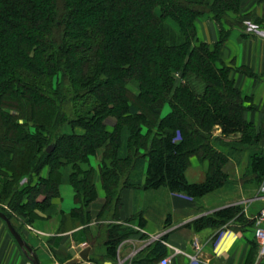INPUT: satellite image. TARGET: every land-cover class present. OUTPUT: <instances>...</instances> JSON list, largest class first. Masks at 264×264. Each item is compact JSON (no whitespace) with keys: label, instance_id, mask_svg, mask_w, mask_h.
I'll return each instance as SVG.
<instances>
[{"label":"trees","instance_id":"1","mask_svg":"<svg viewBox=\"0 0 264 264\" xmlns=\"http://www.w3.org/2000/svg\"><path fill=\"white\" fill-rule=\"evenodd\" d=\"M246 4L263 8V22L264 0H0V211L17 230V221L33 222L39 211L51 215L63 182L79 204L71 216L94 203L91 157L99 150L103 206L119 209L124 188L201 198L229 181L230 157L247 152L242 179L260 188L264 125L247 118L251 97L223 57L231 29L252 15L244 13ZM206 15L221 27L214 43L198 36L196 21ZM195 156L206 163L201 182L187 178ZM235 218L254 227L241 205L193 226L219 229ZM131 231L108 229L110 256ZM258 254L254 238L245 264H255ZM167 255L158 240L135 261L157 264Z\"/></svg>","mask_w":264,"mask_h":264},{"label":"crops","instance_id":"2","mask_svg":"<svg viewBox=\"0 0 264 264\" xmlns=\"http://www.w3.org/2000/svg\"><path fill=\"white\" fill-rule=\"evenodd\" d=\"M254 7L260 8L256 4L252 9ZM199 19L203 20L197 21L203 26V31L199 27L201 40L216 42L220 37V25L209 16ZM223 57L234 68L232 77L236 85L244 95L251 97L247 105L252 108L246 113L247 118L260 128L264 125V38L251 36L235 26L226 41ZM216 133L219 134L220 130ZM261 145L264 147V139ZM248 156V152L241 156L232 155L225 166L229 181L201 198L162 189L124 188L120 192L122 206L119 209L114 204L103 206L106 194L96 175L98 199L79 216L73 217L69 213L73 207L79 206L74 200V189L65 193L67 189L61 185V195L54 199L50 216L39 211L40 217L33 222L16 223L40 264H66L79 257L86 247H91L88 259H80L76 264H142L135 259L142 257L143 251L158 240H163L168 247L171 264H245L251 241L255 238L253 226L232 224L219 229L204 227L196 230L193 223L198 218L235 205L242 206L247 219H253L259 213L263 206L260 188L242 179ZM194 160L192 157L191 163L194 164ZM194 168L191 167L189 174L187 170L188 179L204 181L206 163L203 171ZM87 215L91 219L84 223L82 219ZM113 226L132 231L119 243L116 255L110 256L105 242L108 229ZM175 249L180 252L176 253ZM0 264H31L1 218Z\"/></svg>","mask_w":264,"mask_h":264},{"label":"rangeland","instance_id":"3","mask_svg":"<svg viewBox=\"0 0 264 264\" xmlns=\"http://www.w3.org/2000/svg\"><path fill=\"white\" fill-rule=\"evenodd\" d=\"M252 7H253V4L252 5L246 4L243 7L244 13H246V14L247 13H250V14L252 13V15L251 16H248L247 18H245V20L243 21V25L244 26H240V27L242 28L243 31H245V33H247V34H249L251 36L256 35V36H259L261 38H264V21L263 22H259V20H257L258 19L257 17H261L262 16V14H263V8H255L254 7V9H252ZM206 16H208V15H206ZM198 20L199 21H203L202 19H199V18H198ZM197 21H196V25H197V31H198V36H199V32L203 31V28H202L203 26L202 27L199 26L198 23H197ZM252 23L259 25L260 32H257L256 33L255 30H250V25ZM199 27L201 28V31H199ZM199 39H201V38L199 37ZM181 82H182V77H181V75H179L177 77V86ZM169 111H170V107H169V105H166V107L164 109V112H163V115L167 114ZM106 123L108 124L109 129L112 130L113 125H115V123H116V120H115L114 117H110V118H108L106 120ZM67 130H68V132H72L73 131L70 127H68ZM74 131H76V132H82V129L80 127H76ZM100 157H101V151L100 150H99V153L96 156H92L91 157V164L97 170L96 172H97V178H98V184L99 185H100V173H99V167H98V165H99V162H100ZM194 159H195L194 160L195 163L194 164L191 163V165L189 166L188 174L190 172L191 167H195L193 170H202L203 171V164H205V163L201 162L196 156L194 157ZM146 167H147V162L145 163V170H146ZM195 172L196 171H194V173H193V176L194 177H196V173ZM44 174H46V170H45ZM26 181H27V178H24L21 182L24 183ZM62 187H64V189H67V191H65V193H67V192H70L71 193V190L73 189V187L70 184H68L67 182H63ZM162 190H167V189L162 188ZM232 224H240L241 225L242 223L238 222L236 220V218H235V219H232L231 221H229L228 223H226L224 226H226V227L227 226H233ZM258 250H259V254H258L257 262L255 264H259L260 261L262 260V258L264 257L260 253V247H259V245H258Z\"/></svg>","mask_w":264,"mask_h":264},{"label":"water","instance_id":"4","mask_svg":"<svg viewBox=\"0 0 264 264\" xmlns=\"http://www.w3.org/2000/svg\"><path fill=\"white\" fill-rule=\"evenodd\" d=\"M54 149V144H51L47 151L51 152ZM0 218L3 219L9 229V232L13 235L15 238L17 244L22 249L25 256L28 258L31 264H40L38 256L36 255L33 247L29 245V243L25 240V238L22 236V234L17 230L15 225L13 224L12 220L2 211H0ZM91 250V247L84 248L80 254L79 257H76L70 261H68L66 264H76L80 261V259L87 260L89 251Z\"/></svg>","mask_w":264,"mask_h":264},{"label":"built area","instance_id":"5","mask_svg":"<svg viewBox=\"0 0 264 264\" xmlns=\"http://www.w3.org/2000/svg\"><path fill=\"white\" fill-rule=\"evenodd\" d=\"M250 30H255V32H260L259 25L251 24ZM261 197L263 199V206L260 209L259 213L253 218L255 220L254 224V235L260 247V253L264 256V182L260 187ZM175 252L178 253L180 250L175 249ZM195 259V257H192ZM158 264H171V258L166 256L163 257Z\"/></svg>","mask_w":264,"mask_h":264}]
</instances>
